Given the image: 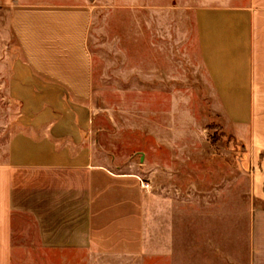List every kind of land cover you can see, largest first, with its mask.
I'll return each instance as SVG.
<instances>
[{"label":"crops","instance_id":"1","mask_svg":"<svg viewBox=\"0 0 264 264\" xmlns=\"http://www.w3.org/2000/svg\"><path fill=\"white\" fill-rule=\"evenodd\" d=\"M130 1L95 71L90 0H0V264H264V0Z\"/></svg>","mask_w":264,"mask_h":264},{"label":"rangeland","instance_id":"2","mask_svg":"<svg viewBox=\"0 0 264 264\" xmlns=\"http://www.w3.org/2000/svg\"><path fill=\"white\" fill-rule=\"evenodd\" d=\"M90 4L95 9V15L89 37V47L96 71L99 61H103L104 53H107L106 50L112 49L114 47L115 33L113 32L116 28L114 23L127 26L128 31V26L132 21L130 15V6H132V3L130 0H90ZM138 5L140 6L141 3ZM92 100L93 106L96 107L98 104L97 98L94 97ZM215 136L219 139V141L221 140V137L217 136L216 134L211 135V139L213 140ZM229 141H231L230 138ZM229 150H231L230 143ZM237 156L238 155L234 153L235 162L237 161ZM237 180L240 181V178H235V182ZM240 192V187H233V192L229 194L230 200L228 216H226L224 210H219V225L217 228L213 227L216 230H213V233L216 232L219 236V244L220 238L222 236L225 237L226 233L229 234V249L233 248L234 259L238 262L245 259L248 255V239L252 233V218L255 212L253 209L246 208L247 204L242 202ZM192 212L193 211H187V216H192ZM206 212L208 213V211ZM227 217L229 218L228 226L225 224V219ZM221 220L224 221L223 224H221ZM22 223L23 232L22 234H17L15 236L16 240H20V238H22L21 235H23V240L25 241H29V239L32 240L34 237V229L30 220L27 217H22ZM204 233H210L209 226L203 227V234Z\"/></svg>","mask_w":264,"mask_h":264},{"label":"trees","instance_id":"3","mask_svg":"<svg viewBox=\"0 0 264 264\" xmlns=\"http://www.w3.org/2000/svg\"><path fill=\"white\" fill-rule=\"evenodd\" d=\"M212 140V139H211ZM219 139L215 136L212 140V145L216 146V144L218 143Z\"/></svg>","mask_w":264,"mask_h":264}]
</instances>
